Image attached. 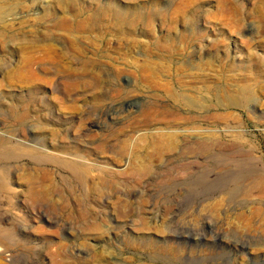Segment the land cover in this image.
Returning <instances> with one entry per match:
<instances>
[{"label":"rangeland","instance_id":"374dc122","mask_svg":"<svg viewBox=\"0 0 264 264\" xmlns=\"http://www.w3.org/2000/svg\"><path fill=\"white\" fill-rule=\"evenodd\" d=\"M0 264H264V0H0Z\"/></svg>","mask_w":264,"mask_h":264},{"label":"bare ground","instance_id":"6f19581e","mask_svg":"<svg viewBox=\"0 0 264 264\" xmlns=\"http://www.w3.org/2000/svg\"><path fill=\"white\" fill-rule=\"evenodd\" d=\"M73 167L75 168L74 165H72V164L69 165V168L70 169H73ZM242 167H245V165H242ZM239 179H240L239 176L236 177V180H235L236 181V183H235V189H234V193H233L234 196H236L237 194H239V191L241 190V186L239 185ZM31 192L34 194V191L33 190H31Z\"/></svg>","mask_w":264,"mask_h":264}]
</instances>
